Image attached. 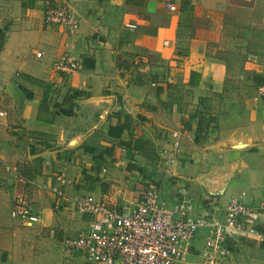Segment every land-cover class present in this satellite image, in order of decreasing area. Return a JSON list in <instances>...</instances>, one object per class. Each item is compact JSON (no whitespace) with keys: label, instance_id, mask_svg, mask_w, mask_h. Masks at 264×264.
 Returning <instances> with one entry per match:
<instances>
[{"label":"crops","instance_id":"1","mask_svg":"<svg viewBox=\"0 0 264 264\" xmlns=\"http://www.w3.org/2000/svg\"><path fill=\"white\" fill-rule=\"evenodd\" d=\"M60 4L78 20L72 35L43 22ZM62 54L75 72L53 71ZM263 82L264 0H0V133L12 132L0 135V160L11 168H0L5 214L25 193L58 237L73 210L54 206L49 188L60 176L68 198L130 203L153 187L168 207L186 200L190 217L221 220L239 199L264 234ZM203 239L198 231L188 263L199 260ZM225 245L226 264H264L254 236Z\"/></svg>","mask_w":264,"mask_h":264},{"label":"built area","instance_id":"2","mask_svg":"<svg viewBox=\"0 0 264 264\" xmlns=\"http://www.w3.org/2000/svg\"><path fill=\"white\" fill-rule=\"evenodd\" d=\"M165 9L174 11L177 7L166 6ZM43 22L47 26H61L69 35L78 29L76 17L65 4L47 7ZM77 67V62L66 54L52 64L54 72L65 74L75 72ZM256 97L264 100V82L257 86ZM171 138L167 161L170 166L175 161L179 135L172 133ZM0 168L11 171L2 160ZM57 183L49 188L55 198V208L69 203L75 212L87 218L83 230L61 243L62 248L76 254L82 264H190L187 258L198 231L204 232L203 247L198 253L201 264H226L230 252L225 243L235 236H254L264 243V234L249 225L255 219L254 211L239 199H230L222 209V219L218 220L211 215L188 216L186 200L168 207L154 188L145 189L134 201L124 203L94 199L91 195L68 198L60 186L64 179L57 177ZM261 188L264 192V177ZM9 218L29 224L38 222V214L25 193L12 200Z\"/></svg>","mask_w":264,"mask_h":264},{"label":"rangeland","instance_id":"3","mask_svg":"<svg viewBox=\"0 0 264 264\" xmlns=\"http://www.w3.org/2000/svg\"><path fill=\"white\" fill-rule=\"evenodd\" d=\"M2 133L5 136L12 134V132L8 130L4 131V129ZM2 133H0V135H2ZM163 172L166 175L170 174L167 168L163 170ZM200 174L203 176H201L200 179L203 180L205 174ZM211 175L212 177H210L212 180H210L214 185V190L218 191L219 186L224 184V181H219V178L222 177L217 170L213 171ZM148 188L153 187H147L145 189ZM2 197L3 198L0 199V201H2L0 203V264H74V258H70V256L77 257V255L65 251L61 243L63 239L85 228L84 224L81 222L78 223V218L84 219V216L69 209L67 211L69 217H66L68 223H61L64 232L60 233V237H56V233L60 229L51 226L43 227L40 225V220L34 224H29L9 219L7 213L5 214L4 212L7 201L4 195H2ZM202 202L209 203L206 199ZM30 204L32 207L35 205L32 201ZM33 209L35 210V206ZM57 209H54V212L58 218L60 215L55 211ZM53 217L54 216H52V218ZM191 263L201 264L198 259L193 260Z\"/></svg>","mask_w":264,"mask_h":264},{"label":"trees","instance_id":"4","mask_svg":"<svg viewBox=\"0 0 264 264\" xmlns=\"http://www.w3.org/2000/svg\"><path fill=\"white\" fill-rule=\"evenodd\" d=\"M119 59H120L119 56H117V57H116V67H117V68H119V66H121V63H120V60H119ZM123 63H124V62H123ZM124 66H125V65H124ZM124 66H123V67H124ZM74 95H76V94H74Z\"/></svg>","mask_w":264,"mask_h":264}]
</instances>
